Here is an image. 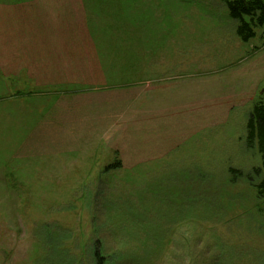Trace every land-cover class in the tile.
<instances>
[{
  "label": "rangeland",
  "instance_id": "obj_1",
  "mask_svg": "<svg viewBox=\"0 0 264 264\" xmlns=\"http://www.w3.org/2000/svg\"><path fill=\"white\" fill-rule=\"evenodd\" d=\"M34 17L65 27L59 71L95 83L30 70L28 96L49 89L53 110L17 115L16 55L0 53V264H94L95 246L106 264H264V170L246 139L264 25L242 41L225 0H0V50L9 25L26 46ZM73 95L85 127L98 110L108 129L85 151L89 131L61 132L83 125L65 124Z\"/></svg>",
  "mask_w": 264,
  "mask_h": 264
},
{
  "label": "crops",
  "instance_id": "obj_2",
  "mask_svg": "<svg viewBox=\"0 0 264 264\" xmlns=\"http://www.w3.org/2000/svg\"><path fill=\"white\" fill-rule=\"evenodd\" d=\"M40 18L41 17H34V19L32 20L33 22L31 21L32 24L30 22L29 25L30 37L26 46H23L21 48L18 47V43L22 32L21 30L18 29V26L12 27L11 25H9L10 27L9 34L12 38H14L13 41L15 45L12 48L11 46L6 45V43L8 42L7 38H4V41L1 45L0 53L3 54L4 61L6 60L7 55L10 54L16 55V58H14V61L16 62L15 74H13V76L15 77V85L14 84L13 85L14 88L17 89V92L14 93L13 97L15 98L14 109L16 110L17 115L20 114L25 115L27 114L28 111L33 116L34 114H36V111L39 110L40 108H42L41 112L43 111V113H45L46 109L49 110V112L53 110V99L50 98L52 94L50 95L48 94L49 89L47 90V93L44 95L38 97H35V95H32L30 97L28 96L30 92L28 89H25V86L28 80L27 78L30 73V70L34 71V73L36 74V75L34 74L35 77L38 76V79L40 81L43 82V78H44V81L47 83L48 86L49 84L51 85L54 84V83H49V80H52V78L56 79L58 74H61V77H63L61 79L63 84H64L63 82L64 77L65 80H69V79L72 80V84L67 85V87H72V85L74 87L87 86L88 84L86 83V81L89 80L91 81V85L95 83V80H93L95 79V75L89 70L81 69V71H77V69L74 68L72 69L70 66H68V68L63 67L62 70L59 71L58 61L55 60H57L59 57L61 58L65 57V52H64L65 49L63 47H67V45L65 44V42L67 43V40H65L67 38L65 36V27L63 26L64 23L58 24V27L63 26V28L59 29V33H60L59 35L57 33L58 29H55L57 28L56 23L53 24L51 22H48L47 20L45 22L44 20H39ZM17 30L20 33L14 36ZM86 51H88V65L90 63H93V65H97L96 71L101 72V75L99 73L98 78H103L101 76H104V74L102 73L100 62L96 57L97 49L92 47H87ZM73 61L79 62L78 59H75ZM83 68H84V64H83ZM4 74L7 75V77L10 76V74L7 73ZM67 74L71 75L74 79H76V81H73V79H71ZM103 79L106 81L105 77ZM4 86L5 84L3 83V81H0L1 90L3 89ZM115 87H119V86H113L110 88L112 89ZM5 90L6 88L4 87L3 91ZM83 97L86 96L81 95V96L67 97L65 98V101L63 102L61 107L65 110L70 108L68 107L70 106V104L76 106V104H79L80 99ZM36 98L38 99L36 100ZM77 109L78 110L74 108H70L67 111L65 110V112H69V113L65 115V113L63 112L64 113L63 118H65V124L74 125L76 123L77 124L80 123L83 124L82 127L77 129H68L65 128V126H62L61 132L65 133L67 137H69V134L74 135L77 133V131H79L80 133L81 132L87 133L89 131L90 133L89 142H85L86 144L83 141L77 142L82 145L81 146L82 148L77 147L76 150L79 151V149H83V151H85L88 150L87 148L91 147L90 143L94 142L95 146L97 145V141H99L100 143L99 137L104 135V133H106L108 129L102 128L100 126L99 123L103 122V118L98 110L97 112L94 111L93 123H91V126L85 127L86 120L82 113L84 112V110L81 112L80 111L81 107H77ZM112 111H113L112 107H110V112ZM54 113L58 114L59 111H56ZM57 127H61V126H57ZM36 129L37 128L28 132L29 135L28 138H33L32 134ZM46 130L50 132L49 127H46ZM50 134H52V132ZM65 147L69 148L70 146L65 145ZM73 149L74 148H72V150ZM128 155L131 156L130 152L128 153Z\"/></svg>",
  "mask_w": 264,
  "mask_h": 264
},
{
  "label": "trees",
  "instance_id": "obj_3",
  "mask_svg": "<svg viewBox=\"0 0 264 264\" xmlns=\"http://www.w3.org/2000/svg\"><path fill=\"white\" fill-rule=\"evenodd\" d=\"M229 15L239 20L237 35L248 41L255 35L254 28L264 25V0H225ZM248 17V19L246 18ZM247 143H256L264 170V103L258 102L248 114L246 121ZM260 170V169H258ZM264 195V178L259 185ZM94 264H106V258L96 246L93 249Z\"/></svg>",
  "mask_w": 264,
  "mask_h": 264
}]
</instances>
